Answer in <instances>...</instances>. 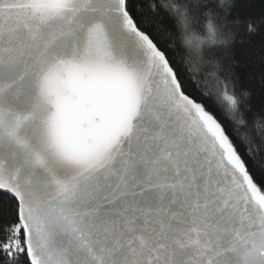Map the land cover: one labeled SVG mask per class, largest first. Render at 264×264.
<instances>
[{
    "label": "snow or ice",
    "instance_id": "6c2138e0",
    "mask_svg": "<svg viewBox=\"0 0 264 264\" xmlns=\"http://www.w3.org/2000/svg\"><path fill=\"white\" fill-rule=\"evenodd\" d=\"M0 264H264V0H0Z\"/></svg>",
    "mask_w": 264,
    "mask_h": 264
},
{
    "label": "trees",
    "instance_id": "16d2710c",
    "mask_svg": "<svg viewBox=\"0 0 264 264\" xmlns=\"http://www.w3.org/2000/svg\"><path fill=\"white\" fill-rule=\"evenodd\" d=\"M256 2H257V5H258V7H259V0H256ZM237 56L239 57V59H240V61H241V65L238 66V71H243V67H242V65H243V62H244V60H245V54H244L243 51L238 50V51H237Z\"/></svg>",
    "mask_w": 264,
    "mask_h": 264
}]
</instances>
